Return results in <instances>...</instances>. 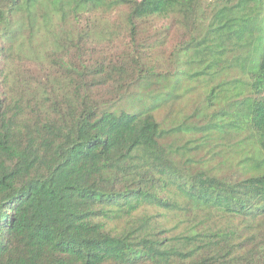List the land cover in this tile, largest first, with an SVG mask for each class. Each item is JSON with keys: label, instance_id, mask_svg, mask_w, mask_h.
Returning a JSON list of instances; mask_svg holds the SVG:
<instances>
[{"label": "trees", "instance_id": "trees-1", "mask_svg": "<svg viewBox=\"0 0 264 264\" xmlns=\"http://www.w3.org/2000/svg\"><path fill=\"white\" fill-rule=\"evenodd\" d=\"M0 264H264V0H0Z\"/></svg>", "mask_w": 264, "mask_h": 264}]
</instances>
